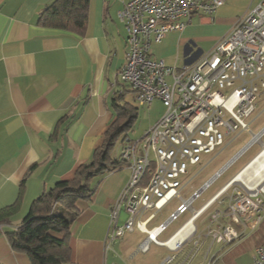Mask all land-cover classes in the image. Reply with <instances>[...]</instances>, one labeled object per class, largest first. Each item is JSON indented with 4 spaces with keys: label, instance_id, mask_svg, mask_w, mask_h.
Segmentation results:
<instances>
[{
    "label": "crops",
    "instance_id": "obj_1",
    "mask_svg": "<svg viewBox=\"0 0 264 264\" xmlns=\"http://www.w3.org/2000/svg\"><path fill=\"white\" fill-rule=\"evenodd\" d=\"M55 1L0 0V210L15 206L0 225V264H30L28 256L12 250L6 233L19 227L44 192L57 182L71 180L79 166L91 161L116 120L113 104H127L138 111L131 88L118 78L127 51L126 29L118 13L129 0H89L87 22L81 32L40 25L41 13ZM259 2L226 0L211 15L194 13L182 31L171 32L160 43H152L150 55L167 66L194 63ZM263 114L264 109L249 119L250 125ZM158 120L144 122L134 138L128 134L126 139H140ZM134 127L135 124L132 131ZM261 150L262 147L243 167ZM120 153L114 158L120 159ZM129 177L125 164L95 177L90 199L75 203L78 215L68 236L71 264H153L137 257L142 242L138 244L134 235L145 238L137 229L128 233L132 239L120 243L123 255H118L114 246L128 234L109 239L112 209ZM190 183L182 190L184 198L197 190L190 187L185 192ZM174 202L158 212L149 211L142 219L151 214L154 217L146 228L151 230L166 221L180 203L177 199ZM223 203L212 204L193 221L192 232L180 241L176 251L154 246L164 250L157 261L162 264L167 255L173 257L170 264H253L255 249L264 245V221L252 232L242 225H233L237 232L244 233L243 237L228 245L214 243L208 235L210 229H215L210 223L212 214L222 215L218 220L221 226L229 224L225 217L227 207L221 209ZM205 215L207 224L196 226ZM126 217L121 209L118 224H123ZM189 218L162 241L179 232ZM199 253L201 260L194 263Z\"/></svg>",
    "mask_w": 264,
    "mask_h": 264
},
{
    "label": "built area",
    "instance_id": "obj_2",
    "mask_svg": "<svg viewBox=\"0 0 264 264\" xmlns=\"http://www.w3.org/2000/svg\"><path fill=\"white\" fill-rule=\"evenodd\" d=\"M226 0H129L118 13L126 29L125 63L119 71L121 83L134 93V106H150L161 102L164 113L135 141L125 139L120 160L130 170V177L116 201L110 216L109 239L122 238L135 229L145 235L138 251L147 254L151 246L176 251L179 243L159 240L180 216L190 212L183 229L200 217L212 204H222L227 195L225 217L229 224H218L220 213H213L209 230L212 241L228 245L244 236L233 225L254 231L264 221V181L249 187L234 177L202 207L192 205L203 191L221 176L224 169L188 197L182 196L185 185L180 178L188 174V166H196L202 155L227 148L242 132L250 131L248 122L256 109L255 99L264 92V0L240 19L231 31L198 61L181 67L167 66L150 55L152 43H160L171 32L182 31L194 13L211 15ZM264 130L252 135L251 145ZM180 201L176 209L159 226L149 230L147 211H160L172 200ZM126 220L119 225V212ZM190 228V230H191ZM192 232V230H191ZM167 257L162 264H170ZM253 264H264V245L255 249Z\"/></svg>",
    "mask_w": 264,
    "mask_h": 264
},
{
    "label": "trees",
    "instance_id": "obj_3",
    "mask_svg": "<svg viewBox=\"0 0 264 264\" xmlns=\"http://www.w3.org/2000/svg\"><path fill=\"white\" fill-rule=\"evenodd\" d=\"M88 8L89 0H56L41 13L40 25L81 32L86 26ZM113 108L116 120L106 132L102 145L95 149L91 161L79 166L71 180L57 182L44 192L34 201L19 227L6 233L12 250L28 256L30 264H71L68 236L78 215L75 203L93 195V178L124 165L114 158L112 151L128 137L138 111L127 104H113ZM14 208L12 205L0 210V225Z\"/></svg>",
    "mask_w": 264,
    "mask_h": 264
},
{
    "label": "rangeland",
    "instance_id": "obj_4",
    "mask_svg": "<svg viewBox=\"0 0 264 264\" xmlns=\"http://www.w3.org/2000/svg\"><path fill=\"white\" fill-rule=\"evenodd\" d=\"M256 109L252 117L256 114H258L261 110L264 109V92L261 91L259 97L255 99ZM164 113V108L159 101H154L153 104L149 107H140L138 108V117L137 121L135 123V127L133 131L129 133V136L133 137L136 136L134 133L138 129L139 125L143 124L144 122H152L154 120H158L160 116ZM250 120L248 121L250 123ZM264 127V114L263 116L252 123L250 125V131L248 132H242L239 134L237 139H235L227 148H217L214 153L208 154V155H202L201 162L196 166H188V174L184 177L180 178V182L182 184H185L187 181H189L191 178L194 177L193 181L190 183V186L187 188L185 192L188 193L190 187H194L196 189H199L203 183L210 180L215 173L218 171L224 169L223 173L219 178H217L208 189L202 192L200 198L193 204V209H198L201 207L204 203H206L213 195H215L226 183H228L239 171L240 169L258 152L260 147H264V134L262 137L258 140L257 144L251 145L245 152L240 154V152L246 147L250 141L252 140V135L257 134L262 128ZM140 138V137H139ZM121 150L120 144H116L115 148L112 151L113 156H119ZM185 194V193H184ZM183 194V196H184ZM227 195H224L221 200H223V205L221 206V209H225L228 206V199ZM174 200H172L169 204H174ZM150 212L147 211L144 213L142 218H145ZM190 216V213L185 214L182 216L177 222L172 224L167 233L164 236L159 237V240H165L170 234L175 232L177 228L186 221ZM206 215L201 217L197 222L196 226L202 227L206 222ZM150 228V227H148ZM128 234V233H127ZM130 236L133 235H126L124 238V241H117L119 244H116L114 246L115 252L119 255L122 254L120 249V243L122 245L125 243V241L128 239H132ZM138 235L135 234L134 237H136L139 241L138 244L143 242L145 239L143 237H137ZM133 240H135L133 238ZM163 249L154 248V245L151 247V250L149 253L145 254H138L137 257L141 260H150L153 264H161L160 261L157 259H161L163 257ZM123 255V254H122ZM167 258V255L164 257ZM201 260V253L198 254L195 258V262ZM118 264H121L118 262Z\"/></svg>",
    "mask_w": 264,
    "mask_h": 264
},
{
    "label": "bare ground",
    "instance_id": "obj_5",
    "mask_svg": "<svg viewBox=\"0 0 264 264\" xmlns=\"http://www.w3.org/2000/svg\"><path fill=\"white\" fill-rule=\"evenodd\" d=\"M261 134L257 137L260 138ZM234 181L241 182L249 187L264 181V147L262 150L235 176ZM190 224L175 234L170 243H179L190 231ZM183 241V240H182Z\"/></svg>",
    "mask_w": 264,
    "mask_h": 264
}]
</instances>
